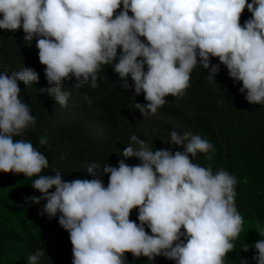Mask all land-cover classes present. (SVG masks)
Listing matches in <instances>:
<instances>
[{"label":"clouds","instance_id":"1","mask_svg":"<svg viewBox=\"0 0 264 264\" xmlns=\"http://www.w3.org/2000/svg\"><path fill=\"white\" fill-rule=\"evenodd\" d=\"M246 7L251 18L241 26ZM0 17V30L22 28L24 41L35 39L49 85L41 91L61 107L71 95L62 90L65 81L74 78L76 88L91 82L95 89L103 65L112 67L123 88L144 94L147 103L134 105L143 117L156 114L165 97L182 95L197 65L208 70L210 80L223 65L234 82L242 83L249 104L264 105V0H0ZM211 58L219 64L212 65ZM38 79L24 66L0 72V173L37 177L32 188L40 196L26 202L44 201L41 214L49 219L59 213L72 264H126L125 253L149 260L163 256L175 264H224L243 217L235 207L236 177L193 163L198 153L215 151L208 140L174 130L171 144L183 151L173 154L171 148L153 151L132 135L122 155L138 159L137 165L120 160L117 166L105 164L100 173L99 164L92 163L87 167L92 179L71 181L59 172L41 174L49 167L45 155L30 141L14 139L36 123L19 98L20 83ZM39 143L47 144L46 138ZM133 209L139 224L130 220ZM254 249L253 260L264 264V239ZM43 255L36 250L28 264Z\"/></svg>","mask_w":264,"mask_h":264},{"label":"trees","instance_id":"2","mask_svg":"<svg viewBox=\"0 0 264 264\" xmlns=\"http://www.w3.org/2000/svg\"><path fill=\"white\" fill-rule=\"evenodd\" d=\"M121 10L122 5L117 14ZM249 18L251 13L246 7L241 26ZM24 35L22 28L15 32L0 30V72L10 74L24 66L39 75L38 82L28 86L20 83L19 98L28 104L36 123L24 136L14 139L30 141L45 155L49 167L41 174L59 172L66 181L92 179L87 173L92 163L99 164L100 173L105 164L117 166L120 160L130 166L140 163L122 155L132 143V135L143 139L153 151L171 148L174 154L183 148L171 144L170 133L175 130L182 135L190 130L215 149L208 154L198 153L193 163L210 166L213 174L226 170L237 180L235 207L243 224L224 264H241V260L256 264L254 244L264 239L260 235L264 228V105L249 104L244 98L246 93L240 92L242 83L234 82L226 67L220 65L215 79L210 80L208 70L197 65L182 95L165 97V104L156 114L143 117L134 105L147 103L144 94L136 96L133 89L123 88L112 67L103 65L95 89L91 82L76 88L74 78L66 80L62 90L71 95L67 105L61 107L47 91H41L49 87L45 66L39 62L35 39L24 41ZM211 64H219L218 58H211ZM128 83L133 84L131 77ZM41 138H46L47 144L40 145ZM209 155L210 160L206 158ZM36 178L0 173V264H28V256L38 249L44 255L37 264H72L69 233L60 227L59 213L49 219L41 214L44 201L40 205L26 202L28 197L40 196L32 188ZM102 179L107 187L108 176ZM137 217L138 209H133L130 220L139 224ZM146 231L151 235L147 227ZM124 255L126 264H175L163 256L149 260L131 253Z\"/></svg>","mask_w":264,"mask_h":264}]
</instances>
